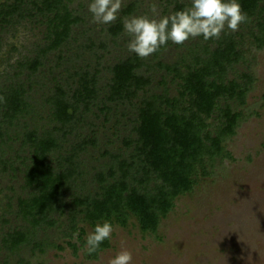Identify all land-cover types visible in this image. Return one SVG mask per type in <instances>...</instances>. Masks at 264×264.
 Instances as JSON below:
<instances>
[{
  "label": "rangeland",
  "instance_id": "obj_1",
  "mask_svg": "<svg viewBox=\"0 0 264 264\" xmlns=\"http://www.w3.org/2000/svg\"><path fill=\"white\" fill-rule=\"evenodd\" d=\"M32 1L23 3L20 22L1 32L0 88L18 83L31 87L28 96L36 125L42 130H53L55 126L50 121L47 99L58 86L67 91L76 88V74L96 75L97 95L89 109L80 112L81 121L73 131L66 136L59 132L62 146L53 155V166L67 167L66 158L73 156L71 165L76 171L61 199L64 212H55L54 226L39 229L35 238L38 246H23L16 252L4 248L0 264H108L122 248L132 252V264H264V49L257 48L251 34L256 22L246 27L241 24L238 31L225 29L230 35H243L244 59L229 70L228 81H237L247 91L244 105L238 99L228 102L234 112L241 114L235 136L225 142L231 156L218 160L210 176L200 177L194 193L176 201L175 209L160 226L159 238L143 234L132 220L126 228L113 226L110 247L100 253L98 260H89L86 245L81 248L79 233L84 228L86 240L94 230L82 222V207L74 201L98 192V174L108 177L112 167L118 170V158L128 159L133 153L134 146L128 149L126 141L136 138L138 104L144 95L141 93L132 103L109 100L113 66L135 53L128 50L130 37L125 30L118 37L108 30L119 20L123 23L125 17H152L153 3L163 17L174 12L176 3L187 8L192 0H123L118 18L111 24L93 22L88 10L92 0H66L81 22L73 27L68 43L44 59L38 73L30 75L24 66L45 46L48 31L46 20ZM260 7H264V0ZM199 40L189 39L183 45L171 42L159 55L155 52L142 59L144 66L139 73L152 78L146 96H178L179 81L174 82V75L159 63L174 65L189 51L197 50ZM218 116L209 121L212 130L221 123ZM28 122L33 123L31 119ZM21 129L12 131L13 139L5 138L0 146V218L6 221L0 222V246L8 234L27 225L19 215L20 199L31 193L25 188L24 162L29 153L21 146ZM93 138L96 145L84 143ZM6 161L9 166L3 171ZM68 243L80 249L75 252Z\"/></svg>",
  "mask_w": 264,
  "mask_h": 264
},
{
  "label": "trees",
  "instance_id": "obj_2",
  "mask_svg": "<svg viewBox=\"0 0 264 264\" xmlns=\"http://www.w3.org/2000/svg\"><path fill=\"white\" fill-rule=\"evenodd\" d=\"M25 1L4 0L0 3V52L3 47L1 32L3 28L20 22ZM261 1L238 0L249 18L242 24L246 27L256 22L251 34L258 49H264V7H260ZM32 2L46 20L48 30L45 46L24 66L30 70V75H35L44 65V59L68 43L73 27L81 22V18L75 16L66 0ZM184 8L186 5L176 3L174 12ZM108 31L118 37L124 31L122 21L119 20ZM199 38L197 50L189 51L174 65L159 63L174 75V82L179 81L176 97L145 95L152 85V78L139 73L144 64L136 54L113 66L109 100L132 103L141 93L144 95L138 104L134 128L136 138L126 141L128 149L134 146L133 153L128 159L118 158V170L112 167L108 177L98 174V192L77 197L74 201L82 207V222L93 230L98 223L110 222L112 226L126 228L136 220L143 234L158 237L160 226L175 209L176 201L194 193L200 177L210 176L218 160L231 156L226 151L225 142L235 136L241 114L234 112L228 102L238 99L244 105L247 91L237 81H228V73L244 59L243 35L234 36L224 31L219 39ZM170 44L171 41L162 46L156 55ZM76 76V88H67V91L65 87L58 86L47 99L50 121L55 124L53 130H42L36 125L28 96L31 87L18 83L0 88V97L4 98L0 100V146L5 138L13 139L12 131L22 128L21 146L29 153L24 162L25 188L31 189L28 198L19 201V215L27 225L3 239L0 255L4 248L16 252L23 246H38L35 238L39 229L54 226L57 223L55 212H64L61 199L76 171L71 165L73 156L66 158L69 166H53V155L62 146L59 132L66 136L73 131L81 121L80 112L89 109L90 102L97 95L96 75L91 77L84 72ZM217 113L221 123L212 130L213 125L209 121ZM84 143L96 145L94 138ZM8 166L9 162L3 163V171H7ZM0 222L6 223L2 218ZM85 233L81 228V248L86 245V240H83ZM68 244L75 252L80 249L76 244ZM109 247L110 240H105L101 251L94 254L86 251L85 255L89 260H98L100 253Z\"/></svg>",
  "mask_w": 264,
  "mask_h": 264
},
{
  "label": "clouds",
  "instance_id": "obj_3",
  "mask_svg": "<svg viewBox=\"0 0 264 264\" xmlns=\"http://www.w3.org/2000/svg\"><path fill=\"white\" fill-rule=\"evenodd\" d=\"M122 6L123 0H92L88 10L93 22L111 24L117 20ZM150 11L152 17L134 15L123 20V28L130 37L128 50L141 59H147L169 41L183 45L200 36L204 40L219 39L226 28L238 31L240 25L249 19L238 0H192L190 7L163 17L159 16L154 3L150 5ZM113 232L110 222L98 223L86 238L87 253L101 251V245L105 240H111ZM132 261V252L122 248L108 264H132Z\"/></svg>",
  "mask_w": 264,
  "mask_h": 264
}]
</instances>
